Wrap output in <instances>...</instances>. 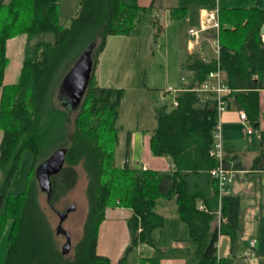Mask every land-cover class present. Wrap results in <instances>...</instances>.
<instances>
[{
    "label": "trees",
    "instance_id": "1",
    "mask_svg": "<svg viewBox=\"0 0 264 264\" xmlns=\"http://www.w3.org/2000/svg\"><path fill=\"white\" fill-rule=\"evenodd\" d=\"M153 9V4L144 7L124 0H82L67 25L60 15V0H0V238L7 232L8 241L3 264H110L97 253L98 229L106 208L133 211L128 220V253L141 243L155 245L152 232L164 225V218L156 212L162 200L175 201L188 226L198 264H233L232 258L219 256L218 244L220 235L228 236L233 245L238 240L239 198L231 194L220 198L218 183L210 175L217 165L210 152L219 120L218 101L214 93L200 90V85L219 65L232 90L229 97L259 128L264 2L250 8L219 9L218 57L206 62L197 54L190 55L186 68L191 81L177 92V105L168 110L167 104H156L150 147L155 156L170 160V173L117 163L124 92L99 86L95 75L107 37L133 34L142 15H150ZM184 10L172 9L173 18L183 19ZM46 33L53 34L54 40L39 42L33 59L24 63L20 80L5 85L7 41L20 34ZM84 54L92 59V74L81 101L73 106L63 84ZM260 140L264 148V131ZM60 151H65V161L50 178V206L54 208L56 201L75 188L78 166L87 180L88 213L72 255L65 245L60 248L56 236L62 233L57 228L54 231L31 178ZM24 152L32 153L33 163L25 190L14 194L9 189ZM236 159L225 156L227 163ZM199 204L206 209H199ZM118 264H127L126 256ZM140 264H159V259H142Z\"/></svg>",
    "mask_w": 264,
    "mask_h": 264
},
{
    "label": "rangeland",
    "instance_id": "2",
    "mask_svg": "<svg viewBox=\"0 0 264 264\" xmlns=\"http://www.w3.org/2000/svg\"><path fill=\"white\" fill-rule=\"evenodd\" d=\"M82 0H60V15L69 25L70 21L77 15ZM127 4L137 5L136 0H124ZM172 1V0H168ZM186 1L187 0H182ZM158 2V0H156ZM191 3V2H190ZM196 2L193 1L195 6ZM150 6V5H149ZM157 10L152 13L143 14L138 29L131 35L108 36L104 50L98 58L95 75L98 85L105 88L122 89L124 97L120 105L119 124L123 131L120 133V141L116 147L117 162L125 159L127 133L151 131L155 126V105L157 103L168 105L176 99V89L181 86L180 78L187 74V40L190 39L189 30L199 29L200 25L189 10L183 19H173L170 10L162 9L156 4ZM159 7V8H158ZM190 15V17H189ZM219 21V17H218ZM215 30H210V36L214 39ZM54 35H42V40L53 41ZM217 44L211 41L205 47V58L211 59L217 56ZM260 115L264 121V95L260 107ZM222 145L226 150L229 145L238 150L244 151V158L249 155L247 144L258 141L259 131L253 125L232 123L231 125L220 120ZM252 133H248V129ZM259 142V141H258ZM238 147V148H237ZM33 163V155L24 152L20 159L19 169L14 176L9 189L11 193L19 194L26 188ZM79 177L75 188L64 198L54 203L52 208L48 202L47 193L40 188L39 181L33 175L34 182L38 188V199L40 206L47 214L50 223L55 231L61 224L65 234L57 235L60 248L69 242L67 253L72 255L73 248L81 238L83 225L88 213L86 200V176L81 166L77 167ZM246 182V189L259 194L260 185L264 187L263 177L257 174L249 175ZM232 187L237 194H242L243 187L239 185V177L232 176ZM230 184V185H231ZM235 187V188H234ZM75 208L61 221L59 213H64L67 206ZM252 198L242 197L240 211L242 213L243 225L239 229L238 240L233 249L228 236L221 235L218 245V253L221 256L231 257L233 264H264V218L259 219L257 232L251 234V228L246 222V217L252 214ZM250 219V218H249ZM248 227V228H247ZM254 241L255 246L250 242ZM8 247L7 232L0 238V264H3ZM137 251L131 250L128 253L129 262L137 260ZM194 264L197 260L194 259Z\"/></svg>",
    "mask_w": 264,
    "mask_h": 264
},
{
    "label": "crops",
    "instance_id": "3",
    "mask_svg": "<svg viewBox=\"0 0 264 264\" xmlns=\"http://www.w3.org/2000/svg\"><path fill=\"white\" fill-rule=\"evenodd\" d=\"M187 1L188 2L182 0H172L170 2L168 0H158V2H156V0H136V4L144 7L153 4L155 10H157L156 4H159V7L163 10H170L171 16V11L175 8H184V16L188 14L189 10L193 9V11L195 12L194 15L196 16L198 24L201 27L202 11H214L219 10L221 8H250L255 5L258 1L264 2V0ZM193 1L196 2L195 6L193 5ZM42 35H48V33L35 35L33 37H30L27 34H20L7 41L6 56L8 58V64L4 74L5 85L16 84L20 80V75L24 63L28 60L33 59L35 46L39 42L45 41L42 40ZM261 37L264 41V35H261ZM213 40L214 39H212L210 36V31L204 32L201 35L199 43L195 42V40H193L191 37L190 39L188 38L186 48L188 55L192 56L197 54L206 62L217 58V56L211 59L205 58L204 49L208 46V44L210 45L211 41ZM190 75L191 71L187 69V74H184L180 78L182 83L181 86L176 89V94L179 90L184 88V86L190 83ZM263 95L264 90H261L259 93L260 107ZM1 96L2 88L0 87V101ZM174 102H176V99ZM174 102L170 105L171 108L168 110L172 109ZM165 104L166 103L160 105ZM240 110L242 109L238 107L233 98H230L228 108L222 113L220 119H222L223 122L229 125L237 122L242 124V121L240 119ZM258 124L259 128H257V130L259 131V142L255 140L254 142H250L249 144H247V147L249 148V155L246 158H244V151L238 150L234 147H231L230 145L226 150H224L228 158H233L235 156L237 158V161L234 160L233 162H237L239 165L236 170L234 169V176L236 175L239 177V185L240 187H243V192L241 195L237 194L235 193L232 184L229 187V194L239 198V229L243 225L241 217L242 213L240 211L242 197L253 199V205L250 209L252 210V214L250 217H246L245 220V224L246 222H248V220L250 221V224L248 225L251 226V228L247 227V230L248 232H251V234L257 232L258 229H254V227H257L260 218H264V187L260 185L259 194L255 191H252L250 189L248 190L245 188V181L251 174H257L263 177L264 180V148L260 140V132L264 131V121L261 115ZM155 126L153 127V129L155 128ZM253 126L256 128V125ZM153 129L151 131H147L146 133L140 132L139 130L136 132L128 131L127 141L125 143V147L127 149L125 153V159L121 161V164H119L118 162L117 163L121 166L127 165L131 168H141L145 170L170 173L173 170V165L170 160L167 157L155 156L151 151L150 140ZM2 137L3 132L0 129V144L2 141ZM156 212L164 218V225L161 228L155 229L152 232V241L155 245L141 243L140 245L132 249L137 251V260L134 262H129V252L127 253V249L131 243V233L128 228V220L133 215V211L127 207H107L105 210L104 220L102 221L98 229L97 253L101 256L107 257L110 261V264H118L119 260L122 259L124 256H126L127 264H140L142 259H150L155 257L159 259V264H194L195 262L193 261L195 258L192 255L194 244L190 238L187 224L181 220L177 212L175 201L162 200L156 207ZM234 245L231 244L232 249ZM221 257L228 258L227 256Z\"/></svg>",
    "mask_w": 264,
    "mask_h": 264
},
{
    "label": "built area",
    "instance_id": "4",
    "mask_svg": "<svg viewBox=\"0 0 264 264\" xmlns=\"http://www.w3.org/2000/svg\"><path fill=\"white\" fill-rule=\"evenodd\" d=\"M202 23L199 29L191 28L189 30L190 37L199 43L201 35L204 32L215 30L214 41L217 44V57L219 55V21H218V10L214 11H202L201 12ZM264 42V41H263ZM200 90L205 92H212L216 95L219 120L214 130V146L210 152L211 156L216 160L217 165L210 171V175L218 183L219 197L229 194V187L232 181V176L234 174V162H225V151L222 145V135L220 126V117L224 111L228 108V99H230V94L232 90L225 82V75L220 69L219 65L215 71L208 74L206 80L200 85ZM177 105V102H174ZM240 119L243 124L250 126L252 125L246 112L240 110ZM253 131L251 128L248 129V133L251 134ZM199 209H206L203 204H199ZM220 214V213H219ZM255 242H251V246H254Z\"/></svg>",
    "mask_w": 264,
    "mask_h": 264
},
{
    "label": "water",
    "instance_id": "5",
    "mask_svg": "<svg viewBox=\"0 0 264 264\" xmlns=\"http://www.w3.org/2000/svg\"><path fill=\"white\" fill-rule=\"evenodd\" d=\"M261 35H264V25L261 28ZM93 69L92 59L84 54L80 61L72 68L64 80L63 87L70 93L72 105L79 103L87 89ZM65 161V151H60L51 158L43 162L36 170V178L39 181L40 188L47 193L48 200L51 197V176L60 172ZM74 206H67L64 213H59L61 221L74 210ZM59 233L65 234L67 240L69 236L62 230L61 224L57 228ZM69 242H66L64 249L68 250Z\"/></svg>",
    "mask_w": 264,
    "mask_h": 264
},
{
    "label": "bare ground",
    "instance_id": "6",
    "mask_svg": "<svg viewBox=\"0 0 264 264\" xmlns=\"http://www.w3.org/2000/svg\"><path fill=\"white\" fill-rule=\"evenodd\" d=\"M112 142V141H111Z\"/></svg>",
    "mask_w": 264,
    "mask_h": 264
}]
</instances>
